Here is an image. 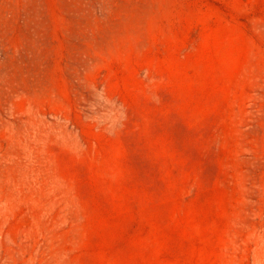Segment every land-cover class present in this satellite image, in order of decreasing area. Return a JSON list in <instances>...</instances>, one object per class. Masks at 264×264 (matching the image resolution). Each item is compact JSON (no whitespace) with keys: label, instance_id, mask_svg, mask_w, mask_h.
Returning <instances> with one entry per match:
<instances>
[{"label":"rangeland","instance_id":"obj_1","mask_svg":"<svg viewBox=\"0 0 264 264\" xmlns=\"http://www.w3.org/2000/svg\"><path fill=\"white\" fill-rule=\"evenodd\" d=\"M0 264H264V0H0Z\"/></svg>","mask_w":264,"mask_h":264}]
</instances>
